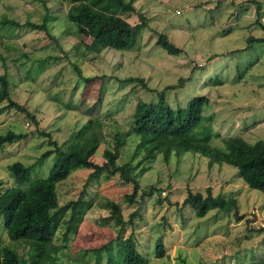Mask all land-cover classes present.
Returning <instances> with one entry per match:
<instances>
[{
    "label": "rangeland",
    "instance_id": "1",
    "mask_svg": "<svg viewBox=\"0 0 264 264\" xmlns=\"http://www.w3.org/2000/svg\"><path fill=\"white\" fill-rule=\"evenodd\" d=\"M81 1L0 0V75L7 77L11 100L38 121L32 124L26 112L13 109L0 114V134L8 130L28 134L27 139L0 148L3 189L14 186L8 166L15 162L31 167V181L45 177L56 161L53 155L37 162L51 149L48 141L65 147L89 118L103 125L96 128L103 140L91 160L104 164V150H114L115 138L128 134L136 102L156 103L158 93L168 86H178L165 93V100L174 108L192 98L206 97L195 133L212 148L225 151L231 137L249 144L264 141V41H248L250 36L264 37V0H207V4H220L215 11L204 10L199 0L174 1L167 7L166 17L176 27L170 37L176 34L177 38L169 40L176 48L182 47L183 53L168 55L161 46L141 43L149 40L142 38L144 31L138 28L137 42L128 50H114L119 57L113 62L107 60L111 53H97L84 45V41H92L87 35L90 30L81 34L68 21L69 7ZM87 1L102 12L114 11L110 0ZM189 4L192 11L187 10ZM132 13L130 18L139 14ZM26 22L44 23L45 31L26 26ZM113 77L142 79L150 91L141 83L115 81ZM125 144L120 148L121 165L136 153L131 136H126ZM143 155L138 152L134 157V178L141 191L152 187L156 191L149 198L138 197L134 204L124 199L132 193V185L118 175L88 180L90 170H76L58 184L60 206L76 200L82 190L85 201L92 205L77 233L66 242L64 223L58 228L54 244L61 248L62 264H106L105 257L97 262V252L105 254L102 249L110 246L117 259L116 241L129 236L148 264L262 262L264 193L249 189L236 168L210 167L199 155H172L168 161L162 155L144 161ZM207 188L213 196L235 199L236 207L226 212L213 210L198 218L190 206H182L188 191L205 195ZM108 201L119 205L125 226L111 221ZM158 239L166 252L161 259L154 255ZM0 242L10 243L1 218ZM10 245L26 258V243Z\"/></svg>",
    "mask_w": 264,
    "mask_h": 264
},
{
    "label": "trees",
    "instance_id": "2",
    "mask_svg": "<svg viewBox=\"0 0 264 264\" xmlns=\"http://www.w3.org/2000/svg\"><path fill=\"white\" fill-rule=\"evenodd\" d=\"M110 1L120 4L122 0ZM256 13L258 15L259 11L257 10ZM67 19L81 34L85 29L90 30L87 35L92 37L90 48L95 52L105 47L125 49L132 38L133 29L127 22L115 15L95 9L94 6H89L87 0L70 6ZM25 25H30L36 30H44V23L35 25L26 22ZM261 29L264 31L263 25ZM227 32L229 33L230 30L225 31ZM248 41H264V37L250 36ZM156 44L170 55L180 53V50L163 36H159ZM127 81L141 83L144 89L150 91L142 79L129 78L125 82ZM177 87H165L158 93L156 103H147L140 99L136 102L128 134L120 138L116 135L115 149L104 150L102 165L91 160L100 146V140H103V135L99 136L96 133V128H102L103 125L92 118L73 133L65 147L59 146L55 141H48L51 149L44 151L37 162L40 163L53 155L56 161L45 177L31 181L30 166L20 162L10 164L8 171L14 186L3 189V183L0 181L1 225L10 243H26L28 250L26 258H23L17 254L15 248L10 247V243L0 242V264H62L59 261L61 248L54 244L58 228L64 223L62 237L63 242H66L70 235L77 233L86 211L92 206L90 202L85 201L84 190L76 200H71L63 206L59 205L57 186L73 171L90 170L88 180H98L102 175H105V179L118 175L122 181L132 185V193L124 198L128 204H134L138 197L141 200L151 197L156 189L152 187L148 191H141L133 175L135 170L133 161L138 152L144 154V161L153 159L157 155H162L166 161L172 155L179 156L184 153L199 155L208 160L210 167L227 165L236 168L239 177L249 189L264 193V141L249 144L238 137H231L227 141L225 151H220L206 144L203 139H197L198 135L195 132L201 122L202 107L207 99L203 96L195 97L183 106L174 108L165 100V93ZM11 109L16 112H26L32 124L38 122L35 115L28 113L26 109L11 100L7 77L0 75V114ZM38 133L50 137L43 131ZM126 136H131L135 141L136 153L128 163L121 165L120 148L122 150L126 146ZM27 137V133L8 130L5 134H0V148L16 144ZM157 202L162 204L161 200ZM106 205L110 211L111 221L114 220L116 225L125 226L127 222L121 215L119 205L112 201H108ZM182 206H190L196 217L203 218L213 210L226 212L235 208L236 200L225 199L222 195L213 196L211 190L207 188L205 195L188 191ZM67 214L68 218H66ZM132 218L131 216L129 219L130 223ZM116 242L117 259L116 255H112V249H108L110 246H107L102 249L105 254H102L101 250L97 252V262L105 257L106 264H148L137 250L132 236ZM165 253L164 244L158 239L155 258H164ZM260 264H264V259Z\"/></svg>",
    "mask_w": 264,
    "mask_h": 264
},
{
    "label": "crops",
    "instance_id": "3",
    "mask_svg": "<svg viewBox=\"0 0 264 264\" xmlns=\"http://www.w3.org/2000/svg\"><path fill=\"white\" fill-rule=\"evenodd\" d=\"M174 1L180 2V0H136L134 2H131L129 0H122L121 1L122 4L111 2V4H109V6L112 5V8L114 7V11L112 14L109 12L107 14L115 15V16L123 19L133 29L132 38H131L127 48L124 50H128V48L130 46L134 45L137 42V41H135V36H136L135 32H136V29L138 30V28H141L144 31V36H142V38L149 40V41H141V43L146 42V44H148V45L152 44V45L157 46L156 42H157V39L159 38V36L165 37L166 40L169 42H170V40H172V38H175V37L177 38L176 34H173L170 37V35L172 34L173 30L176 29V27L172 26L171 21L169 20L170 18L166 17L167 7L170 6L172 4V2H174ZM199 1H200L199 5H202L203 9L206 11H215V10H219L218 8H220V4H218L217 2L214 4H211V3L207 4V0H205V2H204V0H199ZM222 1H224V0H222ZM216 4H218V5H216ZM188 7H190L191 11L193 10V6L191 4H189L187 6V10H189ZM221 9H222L221 11L223 13L225 10V5ZM136 11H138L139 14L135 15L134 18H130L129 14L131 15L132 12H133L132 14H134V13L136 14ZM142 17H144L143 20L145 21V24L141 23ZM147 21L152 23L151 26L146 23ZM219 33L220 32H217V35H220ZM221 34H223V33L221 32ZM91 43H92V41H88V42L84 41V45H86L87 47H90ZM3 48H4V45H3ZM178 49L183 53L182 47H180ZM114 50H117V49L105 47V48H102L100 50V52H97V53H103V54L106 52L111 53V57L107 58V60L110 62H113L114 58H116V56H118V55H116V54H118L117 51H114ZM97 53H94L95 57L97 56ZM136 55H137V53H136ZM168 55H170V54H168ZM91 57H93V56H91ZM167 57L169 58V56H167ZM206 57L207 58L209 57V60L213 59V57L209 56V54H207ZM213 62L214 61L209 62L210 68H211V64ZM210 71H211V69H210ZM129 78H133V77H129ZM129 78H124L122 80H118L115 78L114 79H115V81H122V82L124 81L125 82Z\"/></svg>",
    "mask_w": 264,
    "mask_h": 264
},
{
    "label": "built area",
    "instance_id": "4",
    "mask_svg": "<svg viewBox=\"0 0 264 264\" xmlns=\"http://www.w3.org/2000/svg\"><path fill=\"white\" fill-rule=\"evenodd\" d=\"M189 10H190V8H189ZM176 13H177V14H179V12H178V11H176Z\"/></svg>",
    "mask_w": 264,
    "mask_h": 264
}]
</instances>
